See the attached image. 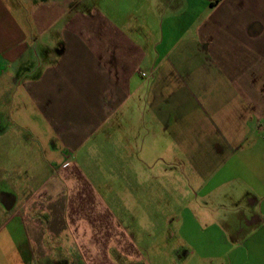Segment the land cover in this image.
<instances>
[{
	"label": "crops",
	"instance_id": "crops-1",
	"mask_svg": "<svg viewBox=\"0 0 264 264\" xmlns=\"http://www.w3.org/2000/svg\"><path fill=\"white\" fill-rule=\"evenodd\" d=\"M124 160L183 167L182 258L264 264V0H0V264H142Z\"/></svg>",
	"mask_w": 264,
	"mask_h": 264
},
{
	"label": "rangeland",
	"instance_id": "rangeland-1",
	"mask_svg": "<svg viewBox=\"0 0 264 264\" xmlns=\"http://www.w3.org/2000/svg\"><path fill=\"white\" fill-rule=\"evenodd\" d=\"M5 126L9 125L6 124ZM99 160L102 161V167H106V164L109 165V161L114 162V160L107 159ZM99 160L92 161L94 165L99 166ZM118 161L121 162L120 160ZM124 163L119 173L116 174L117 176L115 174H101V179L103 181L99 184H95L98 187H94L97 192L99 189L101 190V192L98 193L103 197L102 199H107H104L105 201L117 202V206L113 208L112 211L115 212V215L118 217L117 219L123 227L126 224L125 219H129V216H133L132 220L138 228L136 229L138 236L135 238L144 235V238L140 237L135 240L136 249L140 255L139 262L142 264H162L169 257L168 254H170V250H174V252L177 253L173 261L174 264H178L179 262L183 264L198 263L199 252L195 251L197 250L195 246L193 247L192 254L183 256L184 258L179 255L183 247L182 244L185 241L179 229V223L173 220L174 218L166 222L164 220L168 214V202L165 203V201H177L179 199L182 190H180L179 182L185 181L183 167L180 168L175 164V166L172 167L171 173L163 177L157 173L153 176L149 172V181L147 185V177L145 175L140 174L138 169L134 170L130 161L124 160ZM95 175L96 174H91L90 177L99 180V176ZM162 179L165 181L163 182ZM135 180H139V183H136ZM159 180H162V183H160ZM134 184L138 186L135 187L133 186ZM142 204L144 205L142 206ZM177 215L176 218L178 217ZM170 229L173 231V235L166 236L165 238V232H169ZM147 230H150V232H148L149 234L152 236L154 234L156 236L153 245L149 248L146 246L148 242L146 234L148 233L145 231ZM160 235L161 238H159ZM202 240L207 241V239ZM212 242H215V240ZM218 247H220V245H218ZM159 252L160 254H158ZM165 253L168 254L165 255ZM224 261V256H219L218 262L221 263Z\"/></svg>",
	"mask_w": 264,
	"mask_h": 264
}]
</instances>
